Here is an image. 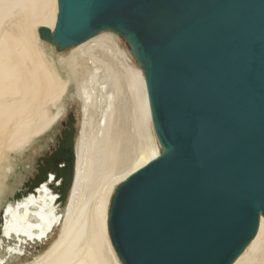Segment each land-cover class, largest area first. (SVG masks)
I'll return each mask as SVG.
<instances>
[{
  "label": "water",
  "instance_id": "1",
  "mask_svg": "<svg viewBox=\"0 0 264 264\" xmlns=\"http://www.w3.org/2000/svg\"><path fill=\"white\" fill-rule=\"evenodd\" d=\"M38 32L61 51L112 32L144 71L163 152L114 194L122 263L234 264L264 218V0H58L54 31ZM73 123L29 192L53 172L67 198Z\"/></svg>",
  "mask_w": 264,
  "mask_h": 264
},
{
  "label": "bare ground",
  "instance_id": "2",
  "mask_svg": "<svg viewBox=\"0 0 264 264\" xmlns=\"http://www.w3.org/2000/svg\"><path fill=\"white\" fill-rule=\"evenodd\" d=\"M57 16L58 0H0V196L4 174L11 170L6 165L10 152L25 150L51 131L64 119L70 101L82 102L67 203L60 194L63 179L55 180L50 172L32 192L4 205L0 234L3 242L16 240L20 249L57 236L36 264H123L109 235L112 198L117 186L163 152L145 74L112 32L48 59L46 44L26 23L54 31ZM15 20L20 25L9 30ZM61 66L69 72L61 75ZM234 264H264L263 217L256 237Z\"/></svg>",
  "mask_w": 264,
  "mask_h": 264
},
{
  "label": "rangeland",
  "instance_id": "3",
  "mask_svg": "<svg viewBox=\"0 0 264 264\" xmlns=\"http://www.w3.org/2000/svg\"><path fill=\"white\" fill-rule=\"evenodd\" d=\"M24 16H22L23 18ZM14 21V20H13ZM12 21V22H13ZM15 25H9L8 29L11 30H17V27L20 25L17 23V20H15ZM27 21V18H26ZM37 22V21H36ZM10 23V22H9ZM8 23V24H9ZM17 24V25H16ZM35 23L34 25H30V23H26L27 26H29L35 35L40 38L41 43L46 44L47 46V53H48V59H52V57L57 58L60 54L70 51L71 48H68L66 50L61 51L57 46L54 44L44 41L41 39L39 35V29L42 28L41 24ZM38 25V26H37ZM37 27V28H36ZM34 28V29H33ZM37 30V31H36ZM38 32V33H37ZM117 37V42L120 44L122 49L126 51V53L130 57H135L131 50L128 48L129 45L128 42L120 37L119 35ZM120 42V43H119ZM122 44V45H121ZM52 47V48H51ZM54 48V49H53ZM55 53V54H54ZM123 60V58H120ZM81 62L78 61V64ZM139 66L137 67L141 68L142 66L140 63H138ZM61 69L60 74L65 75L67 72H69L68 68L66 67H59ZM142 69V68H141ZM67 95L66 97H68ZM73 101L76 100V97L71 99ZM77 101V102H76ZM75 102L70 101L68 103V110L65 111L64 119H62L56 126L49 132L45 133L41 138L36 139L34 142H32V145H29L25 148V150L19 152V153H13L10 152L9 160L10 162L6 165L11 168L10 171H6L4 176V193L0 196V213L3 211V207L7 202H14L17 199V195L20 194L21 197L29 190L25 187V184L30 182L31 179H34L36 175L38 174V162L40 160H43L47 157V155L52 154L51 152L56 148L58 138L62 137L61 131L66 127V121L68 119V116L70 114H73L74 116V145L76 146L81 132H82V125H81V113H80V107L82 102H79L76 100ZM71 104V105H70ZM53 132V133H52ZM42 162V161H41ZM7 187V188H6ZM119 186H117L116 190ZM22 189V190H21ZM25 190V192L23 191ZM116 192V191H115ZM114 197V196H113ZM113 201V198H112ZM63 203H67V198L64 200ZM0 233H1V220H0ZM56 231V235H57ZM57 237V236H56ZM50 241V243L41 244V243H29L24 245L20 249V245L16 248V240H5L3 242V238L0 234V259L3 258L2 264H36V261L39 259V256H43L48 249L51 247V245L54 243L55 238ZM53 242V243H52ZM12 245L13 248H10ZM16 248V249H15ZM10 249V250H9ZM8 251H11L10 253ZM35 262V263H34Z\"/></svg>",
  "mask_w": 264,
  "mask_h": 264
},
{
  "label": "flooded vegetation",
  "instance_id": "4",
  "mask_svg": "<svg viewBox=\"0 0 264 264\" xmlns=\"http://www.w3.org/2000/svg\"><path fill=\"white\" fill-rule=\"evenodd\" d=\"M67 121H68V119H67ZM67 121H66V123H67ZM73 127H74V126H73ZM64 129H66V127H65ZM64 129H62V131H63ZM62 131H61V134H62ZM57 143H58V144H57L56 148H55L51 153H53V152H55V151L57 150V148H58V146H59V141H58ZM41 164H42V166H43V162H41ZM38 167H39V165H38Z\"/></svg>",
  "mask_w": 264,
  "mask_h": 264
}]
</instances>
